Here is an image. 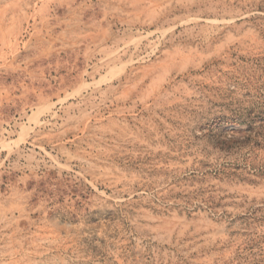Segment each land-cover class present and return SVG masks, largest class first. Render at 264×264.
<instances>
[{
	"label": "rangeland",
	"instance_id": "1",
	"mask_svg": "<svg viewBox=\"0 0 264 264\" xmlns=\"http://www.w3.org/2000/svg\"><path fill=\"white\" fill-rule=\"evenodd\" d=\"M0 264H264V0H0Z\"/></svg>",
	"mask_w": 264,
	"mask_h": 264
}]
</instances>
